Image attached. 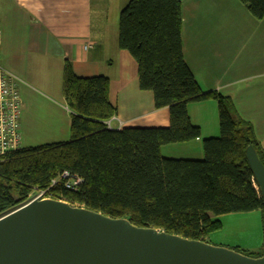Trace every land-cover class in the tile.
<instances>
[{
    "label": "trees",
    "instance_id": "1",
    "mask_svg": "<svg viewBox=\"0 0 264 264\" xmlns=\"http://www.w3.org/2000/svg\"><path fill=\"white\" fill-rule=\"evenodd\" d=\"M239 1L264 19V0ZM182 10V0H130L119 22V47L137 61L140 87L154 93L156 108L170 109V127L109 129L106 122L117 116L110 79L79 77L66 62L63 96L73 112L71 140L0 157V218L68 171L83 183L78 191L55 189V199L137 227L207 242L223 228L220 217L260 211L264 230V198L247 159L253 146L264 164V150L233 99L204 91L187 64ZM209 100L218 103L221 135L203 141L204 159L165 158L164 146L202 138L188 105ZM235 250L258 258L264 245L256 255Z\"/></svg>",
    "mask_w": 264,
    "mask_h": 264
},
{
    "label": "crops",
    "instance_id": "2",
    "mask_svg": "<svg viewBox=\"0 0 264 264\" xmlns=\"http://www.w3.org/2000/svg\"><path fill=\"white\" fill-rule=\"evenodd\" d=\"M129 1L0 0V60L20 80L22 144L27 124L42 142L71 140L73 112L63 96L66 62L79 77L110 79L116 129L170 127V109L156 108L154 93L140 87L137 61L119 47L120 15ZM182 7L187 64L204 91L233 99L264 150V19L239 0H182ZM188 109L202 138L164 146L165 158L202 160L203 141L221 135L216 101L190 103Z\"/></svg>",
    "mask_w": 264,
    "mask_h": 264
},
{
    "label": "water",
    "instance_id": "3",
    "mask_svg": "<svg viewBox=\"0 0 264 264\" xmlns=\"http://www.w3.org/2000/svg\"><path fill=\"white\" fill-rule=\"evenodd\" d=\"M247 159L264 198V164ZM0 264H264L234 249L141 228L55 199L0 218Z\"/></svg>",
    "mask_w": 264,
    "mask_h": 264
},
{
    "label": "built area",
    "instance_id": "4",
    "mask_svg": "<svg viewBox=\"0 0 264 264\" xmlns=\"http://www.w3.org/2000/svg\"><path fill=\"white\" fill-rule=\"evenodd\" d=\"M2 38L3 31L0 26V56ZM90 47H92L91 44L87 46L88 49ZM19 84L20 80L9 72L0 60V157L7 156L22 148L21 117L23 111V101ZM115 120H117V116H114L106 122L109 129H116L113 124ZM122 125L123 124H120V127H122ZM117 130L121 129L119 128ZM82 183V178L65 171L57 178L53 179L51 185L47 189L33 190L30 193L28 200L21 207L38 199H55L53 191L60 187L70 191H78ZM55 200L70 204L64 198Z\"/></svg>",
    "mask_w": 264,
    "mask_h": 264
},
{
    "label": "rangeland",
    "instance_id": "5",
    "mask_svg": "<svg viewBox=\"0 0 264 264\" xmlns=\"http://www.w3.org/2000/svg\"><path fill=\"white\" fill-rule=\"evenodd\" d=\"M27 117L29 118V115L26 114L25 119ZM25 134L26 141L23 142L22 147H38L54 143L42 142L35 136V128L31 124L26 125ZM220 219L223 222V228L211 233L207 238V243L234 250L239 249L249 255H256V249L260 247V251H262L264 230L260 211L227 214L220 217Z\"/></svg>",
    "mask_w": 264,
    "mask_h": 264
}]
</instances>
